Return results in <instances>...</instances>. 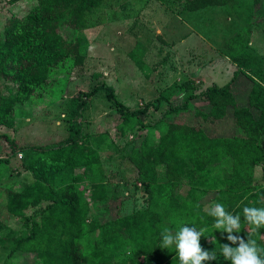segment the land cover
I'll use <instances>...</instances> for the list:
<instances>
[{"label":"trees","instance_id":"obj_1","mask_svg":"<svg viewBox=\"0 0 264 264\" xmlns=\"http://www.w3.org/2000/svg\"><path fill=\"white\" fill-rule=\"evenodd\" d=\"M103 1L36 0L23 19L17 16L8 19L6 39L0 41V82L4 83L3 89L0 88V116L7 117L15 101L31 97L40 86L50 85L55 78L65 80L69 76L65 66H69L71 58L74 64L83 63L82 37L68 43L61 28L62 25L77 31L87 28L90 12ZM178 1L184 3L185 9L197 11L234 0ZM231 59L238 69L227 83L212 84L198 93L194 91V84L186 83L184 91L187 93L179 103L171 101L167 95H160L139 108L129 109L118 99L114 87L104 81L84 93L92 96L101 89L105 90L107 99L122 118L117 125L119 131H124L131 119L139 118L151 107L158 109L163 100L169 102L164 115L167 128L159 141L152 145L148 135L140 133L141 138L134 139L126 152V158L137 170L148 195L145 208L113 217L104 213L87 222L90 203L79 200V194H75L77 177L74 170L82 167L83 175L78 176L79 180L90 182L96 189V197L106 198L105 192L100 190L106 174L100 158V149L109 137L106 131L95 134L91 141L93 145L85 154L75 150L73 140L77 131L72 126L67 137H59L54 144L20 147L23 164L32 170L36 180L31 186L10 189L8 208L23 215L29 205H37L42 200L49 202L41 210L39 221L29 222L25 218L26 232H12L0 238V246L9 249L7 257L21 252L35 254L42 264H149L146 259L152 263L163 252L157 246L161 229L165 226L172 228L175 222H181L206 229L205 236L198 238L201 251L208 250L216 258L202 260L201 264H229L218 251L219 243L229 247L238 244L226 239L228 233L212 231V218L206 215L208 208L219 202L235 216L244 206L264 207V168L262 177H255L256 166L264 162V57L245 49L231 54ZM136 62L141 67L140 62ZM13 85L15 89H12ZM188 111H193L192 117L200 119V123L193 118L187 121L181 117ZM221 123L233 127V134L221 133L214 137L207 134L206 130ZM6 137L13 147L17 146L14 139ZM183 158L195 169L231 159L228 177L207 204L202 202L209 193L207 189L195 191L189 198L180 200L178 188ZM160 165H164V181H159ZM207 205V209L204 208ZM239 219L241 231H233L232 235H239L245 242L248 235L264 247V227L253 232L243 223V215ZM93 230L100 234L94 242V250L83 251L81 237ZM138 240L147 241L152 247L136 250L134 244ZM124 248L129 250L128 255L114 259ZM166 264H178L175 255Z\"/></svg>","mask_w":264,"mask_h":264},{"label":"rangeland","instance_id":"obj_2","mask_svg":"<svg viewBox=\"0 0 264 264\" xmlns=\"http://www.w3.org/2000/svg\"><path fill=\"white\" fill-rule=\"evenodd\" d=\"M35 3L36 0H0V41L6 39L8 19L13 16L23 19ZM61 31L68 43L82 37L83 63L74 64L71 58L69 66H65L69 73L65 80L55 78L50 85L40 86L31 97L15 101L7 117L0 116V238L12 232H26L25 218L29 222L39 221L41 210L49 202L42 200L37 205H29L23 215L8 208L10 189L31 186L36 180L32 170L23 164L20 147L54 144L59 137H67L70 126L77 131L73 144L81 154L90 151L97 132L109 134L100 149L106 172L100 190L105 192L106 198L99 199L90 182L79 180L78 176L83 175L82 167L74 170L75 194H79V200L90 203L87 222L104 213L113 217L147 207L148 195L137 170L126 158V152L140 133H146L152 145L159 141L167 128L164 115L169 102L163 100L158 109L151 107L139 118L131 119L124 131H119L117 125L122 118L107 99L105 90L92 96L84 93L104 81L114 87L119 100L129 109H135L160 95H167L176 103L182 102L187 93L184 85L189 82L194 84L196 93L212 84H225L238 69L231 54L248 49L264 57V0H234L197 11L185 9L184 3L178 0L165 3L160 0H104L90 12L87 28L77 31L62 25ZM3 87L2 81L0 88ZM15 87L13 85L12 89ZM192 115L193 111H188L181 117L200 123V119ZM221 124L206 130L207 134L213 137L221 133L233 134V127ZM5 135L14 139L17 146L13 147ZM231 164V159L227 158L221 163L195 169L186 158L181 159L180 200L207 189L209 193L202 201L207 204L223 186ZM263 168V161L256 166L257 179L262 177ZM158 169L159 181H164V165ZM99 236L97 230L86 232L81 237L83 251H93ZM134 247L144 251L152 244L138 240ZM161 250L157 260L150 263L151 260L146 259V262L166 264L175 255L171 249ZM8 252L7 247L0 246V264H42L35 254L15 252L7 257ZM128 253L124 248L114 259Z\"/></svg>","mask_w":264,"mask_h":264},{"label":"clouds","instance_id":"obj_3","mask_svg":"<svg viewBox=\"0 0 264 264\" xmlns=\"http://www.w3.org/2000/svg\"><path fill=\"white\" fill-rule=\"evenodd\" d=\"M206 215L212 218L211 229L221 233H228L226 239L233 243L239 241L238 246L229 247L219 243L218 251L229 264H264V247L257 244L255 239L248 235L247 242L239 235L233 236L232 232L240 233V216H244L243 223L249 225L253 232L264 227V207L244 206L241 213L232 215L225 210V205L214 202L210 205ZM205 228H197L195 224L175 222L174 227L165 226L159 233L157 246L161 249L174 251L178 264H201L202 260H214L215 254L205 250L201 251L198 238L204 235ZM205 236V235H204Z\"/></svg>","mask_w":264,"mask_h":264},{"label":"crops","instance_id":"obj_4","mask_svg":"<svg viewBox=\"0 0 264 264\" xmlns=\"http://www.w3.org/2000/svg\"><path fill=\"white\" fill-rule=\"evenodd\" d=\"M227 83V82H226Z\"/></svg>","mask_w":264,"mask_h":264}]
</instances>
